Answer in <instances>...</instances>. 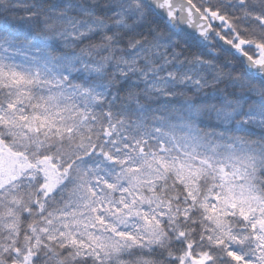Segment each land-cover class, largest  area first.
<instances>
[{
    "label": "snow or ice",
    "instance_id": "obj_1",
    "mask_svg": "<svg viewBox=\"0 0 264 264\" xmlns=\"http://www.w3.org/2000/svg\"><path fill=\"white\" fill-rule=\"evenodd\" d=\"M0 264H264V0H0Z\"/></svg>",
    "mask_w": 264,
    "mask_h": 264
}]
</instances>
